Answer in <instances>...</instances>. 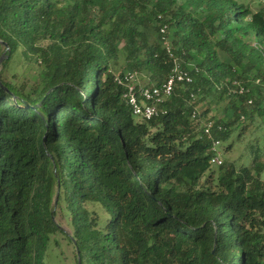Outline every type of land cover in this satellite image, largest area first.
I'll use <instances>...</instances> for the list:
<instances>
[{
    "label": "trees",
    "instance_id": "16d2710c",
    "mask_svg": "<svg viewBox=\"0 0 264 264\" xmlns=\"http://www.w3.org/2000/svg\"><path fill=\"white\" fill-rule=\"evenodd\" d=\"M163 23L193 82L141 118L117 77L168 79ZM0 49V264H47L59 231L76 264H264V134L249 165L212 163L214 140L229 150L257 118L264 128V4L0 0ZM19 54L42 68L29 93L5 76ZM215 92L234 114L209 134V109L192 114ZM63 205L73 234L56 220Z\"/></svg>",
    "mask_w": 264,
    "mask_h": 264
},
{
    "label": "rangeland",
    "instance_id": "374dc122",
    "mask_svg": "<svg viewBox=\"0 0 264 264\" xmlns=\"http://www.w3.org/2000/svg\"><path fill=\"white\" fill-rule=\"evenodd\" d=\"M246 4H249L253 10L259 9V7L264 4V0H239ZM147 33L150 37H157V31L150 29L147 30ZM251 37V36H250ZM245 36V40L255 42V37ZM123 43H120L119 46H122ZM2 49H0V54ZM221 58L225 61H231L230 57L220 51ZM4 56V54H2ZM1 69V66H0ZM41 66L35 61H28L24 58V56L20 55L15 56L12 63L6 68L5 76L21 85L22 83L27 84L26 92H31L34 85H36V80L38 79V75L41 71ZM131 69H125L126 71H130ZM17 73V77H13V74ZM145 74V73H143ZM144 76V75H143ZM143 78V77H142ZM200 99L198 96L196 98ZM198 113H202L203 111L209 109L207 116L203 118H199L201 123L204 125V121L215 122L217 120L226 121L231 118L234 114V108L230 100L227 97L220 98L217 92L213 95L209 96L201 100L198 104ZM262 121L257 118L255 122H252L249 129L242 135L241 140H237L229 150H225L222 147V156L221 158L224 161L227 160H235L239 165H249L252 161V154L249 150V144H253L255 142L256 137H262L264 134V128L261 127ZM237 132V131H236ZM235 137V136H234ZM264 178V174H263ZM90 209H95L101 214V220L103 221L106 218L105 210L100 205H89ZM65 209L64 205L58 208V214L56 220L64 227V229L69 233L73 234V226L71 224V211H63ZM70 215V216H69ZM75 246L69 239L67 233L65 231H59L53 234L48 242L47 250H46V263L47 264H76Z\"/></svg>",
    "mask_w": 264,
    "mask_h": 264
},
{
    "label": "built area",
    "instance_id": "2783aa9c",
    "mask_svg": "<svg viewBox=\"0 0 264 264\" xmlns=\"http://www.w3.org/2000/svg\"><path fill=\"white\" fill-rule=\"evenodd\" d=\"M161 41L167 48L170 56L174 59L173 70L168 79L161 85L153 84L150 86H142L139 84V77L136 71H127L124 76L117 77L118 83L127 88L124 97L127 99L132 107L133 113L141 118L151 119L153 116L160 112V104L163 103L174 91V88L180 82L192 83L193 76L189 70L185 69L182 62L176 57L171 44V38L169 36V26L167 23H163L160 28ZM238 92L242 93L245 88L242 83L235 82ZM232 92L235 91V87L232 88ZM251 103L252 100H249ZM192 118L198 120V111H194ZM214 122H206L204 124L205 132L211 134V129ZM221 128V127H220ZM212 151L214 155L212 157V163L214 165H221L223 160L221 158V141L214 140Z\"/></svg>",
    "mask_w": 264,
    "mask_h": 264
},
{
    "label": "water",
    "instance_id": "95a60500",
    "mask_svg": "<svg viewBox=\"0 0 264 264\" xmlns=\"http://www.w3.org/2000/svg\"><path fill=\"white\" fill-rule=\"evenodd\" d=\"M4 44H6V43H4ZM5 57H7L5 54H4V56H1V58H0V65H1V63L4 60ZM0 84H1V82H0ZM79 264H81V258H80V256H79Z\"/></svg>",
    "mask_w": 264,
    "mask_h": 264
}]
</instances>
